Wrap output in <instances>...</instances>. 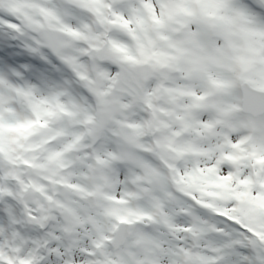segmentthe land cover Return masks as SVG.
Masks as SVG:
<instances>
[{"label":"snow or ice","instance_id":"6c2138e0","mask_svg":"<svg viewBox=\"0 0 264 264\" xmlns=\"http://www.w3.org/2000/svg\"><path fill=\"white\" fill-rule=\"evenodd\" d=\"M0 264H264V0H0Z\"/></svg>","mask_w":264,"mask_h":264}]
</instances>
